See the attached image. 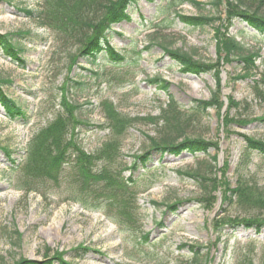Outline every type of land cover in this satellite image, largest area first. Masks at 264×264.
Wrapping results in <instances>:
<instances>
[{"label":"rangeland","instance_id":"rangeland-1","mask_svg":"<svg viewBox=\"0 0 264 264\" xmlns=\"http://www.w3.org/2000/svg\"><path fill=\"white\" fill-rule=\"evenodd\" d=\"M210 3L140 0L130 7V19L113 26L109 38L111 45L124 50L125 61L115 64L100 56L94 64L81 58L72 64L70 55L77 45L44 25L37 15L20 11H41L44 0H0V34H9L22 48L21 63L0 50L2 89L26 112L25 118L11 119L0 107V146L8 147L16 161L30 138L61 112L63 89L71 102L80 105L79 121L73 124L76 140L87 152H95L107 139L105 126L110 119L104 104L116 107L122 123L118 126H130L120 138L127 164L142 153L147 137L154 136L160 126L146 117H159L170 97L182 108L193 99L209 100L216 90L222 102L223 96L227 99L223 113V104L208 109L206 117L188 132L212 142L214 163L219 156L222 159L215 171L223 186L210 188L215 171L204 154L160 156L153 152L147 168L134 174L138 178L133 187L135 200L142 215L141 225L134 231L120 232L101 211L63 200L68 194L65 184L58 188L49 184L45 196L14 188L18 170L10 171L11 163L0 148V264H15L22 258L39 261L57 254L75 264H189L190 246L201 260L208 253L205 264H264V225L259 233L238 225L225 226L220 235L216 228L224 219L264 216V207L238 202L237 196L228 203L223 195L226 184L234 189L240 177L264 193V154L249 151L248 162L243 165L239 161L246 143L243 136L264 141V124L252 121L264 116V99L255 95L250 85L264 74V38L237 20L229 25L224 4L217 14ZM177 15L217 19L200 27L186 24ZM223 35L235 36L245 52H257L249 78L237 79L241 66L224 60ZM163 48L181 49L213 64L220 76L219 89L214 70L198 76L181 73ZM153 77L168 81V90L150 83ZM222 88L226 93L222 94ZM231 99L240 106L231 107L229 115L234 121L224 126L221 117ZM124 116L134 121L125 123ZM196 171L204 178L199 184L187 174ZM172 204L173 208L168 207Z\"/></svg>","mask_w":264,"mask_h":264},{"label":"trees","instance_id":"trees-1","mask_svg":"<svg viewBox=\"0 0 264 264\" xmlns=\"http://www.w3.org/2000/svg\"><path fill=\"white\" fill-rule=\"evenodd\" d=\"M138 1L140 0H44V9L41 11L34 13L27 9L20 11L29 16L37 15L44 25L77 45L76 52L70 55L72 64H75L79 58L88 64H94L100 56L103 60L119 64L125 61L122 53L124 50L116 49L110 44L109 38L114 25L130 19L129 9ZM210 4L215 7L217 14L220 12L218 8L224 4L229 25L237 20L264 38V0H211ZM177 17L188 25L200 27L217 19L216 16L177 15ZM221 42L222 51L225 53L224 60L234 61L241 66V73L238 74L237 79L249 78L250 72L256 67L257 52H245L243 45L235 41L233 35H223ZM0 50L9 55L13 61L22 62L19 56L22 48L12 41L9 34H0ZM163 50L181 73L198 76L214 70L213 64L197 60L192 54L181 49L163 48ZM214 76L219 89L218 71L214 70ZM2 82L4 80L0 79V107L11 119L25 118V110L2 89ZM149 82L158 84L164 92L170 85L168 81L160 77L150 78ZM250 85L254 94L264 99V74L258 79H253ZM62 92L59 102L61 112L51 123L42 127L30 138L20 161L12 158V151L8 147L0 146L11 163L10 171L18 170V177L13 184L14 188L35 191L45 196L49 184L57 188L65 184L68 194L63 198L60 196L63 200L79 203L86 210L101 211L117 225L120 232H126L138 230L141 225L142 215L138 209L140 206L135 200L137 191L133 188L138 178L134 177V174L139 169L147 168L153 152L160 156L166 154L177 156L182 152L201 153L209 158L208 166L210 165L214 171L219 170L218 164L214 163L217 162L216 156L210 155L212 142L188 133L189 128L195 126L202 117H206L208 109H219L222 106L223 102L217 95L218 90L212 92L209 100L193 99L185 108L170 97L167 105L161 109L158 118L146 117L149 122L160 126L154 136L147 137L148 142L142 153L134 155L131 164L123 160L120 147V138L130 126H118L122 123L118 118L120 112L116 107L113 104H104L110 119L109 125L105 126L108 131L107 139L95 152H87L76 140L75 129L77 127L73 124L74 121H79L80 105L69 100L66 89ZM239 106V101L230 100L223 118L224 126L234 121L229 115L231 107ZM133 121L134 119L131 120L124 116L125 123L131 124ZM239 121L246 122L243 119ZM252 121L264 124V116ZM243 138L246 143L239 161L244 165L248 162L249 151L255 150L264 154V141L248 136H243ZM223 170L220 169L222 172ZM126 172L128 174L124 175ZM187 174L198 184L204 180L198 171L187 172ZM221 183L215 171V175L211 178L210 188L214 190L216 186H223ZM227 191L230 194H226ZM223 195L224 201L227 200L228 203L232 202V197L237 196L238 202L243 201L256 207H264V193L245 183L243 177L237 180L234 189L229 188L227 183ZM210 198L213 197L210 196ZM151 202L156 204L155 201ZM168 207L173 208L174 204ZM238 225L254 228L259 233L264 225V216L262 218H228L221 221L216 228L222 235L221 231L225 226L235 228ZM144 237L143 242L146 240ZM190 250L192 257L189 264H200L202 261L206 263L208 253L201 260L198 251H195L193 246H190ZM45 257L39 261L22 258L15 264H75L64 260L59 254L51 257L45 255Z\"/></svg>","mask_w":264,"mask_h":264},{"label":"water","instance_id":"water-1","mask_svg":"<svg viewBox=\"0 0 264 264\" xmlns=\"http://www.w3.org/2000/svg\"><path fill=\"white\" fill-rule=\"evenodd\" d=\"M223 79H224V77H223ZM224 93H226V89L225 88H222V94H224ZM223 101H224V105H223V108H222V113L224 112L225 107H226V104H227V99H226L225 96H223ZM221 121H222V118H221ZM220 155H222V153H220ZM218 162H219V165H221V163H222L221 156H219ZM218 196L219 197H218L217 203L220 202V195H219V193H218Z\"/></svg>","mask_w":264,"mask_h":264},{"label":"bare ground","instance_id":"bare-ground-1","mask_svg":"<svg viewBox=\"0 0 264 264\" xmlns=\"http://www.w3.org/2000/svg\"><path fill=\"white\" fill-rule=\"evenodd\" d=\"M192 86H193V87H196V85H195V84H192Z\"/></svg>","mask_w":264,"mask_h":264}]
</instances>
